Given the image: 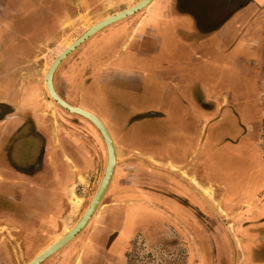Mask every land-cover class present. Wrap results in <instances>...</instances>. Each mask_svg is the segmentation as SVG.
<instances>
[{
    "label": "crops",
    "instance_id": "1",
    "mask_svg": "<svg viewBox=\"0 0 264 264\" xmlns=\"http://www.w3.org/2000/svg\"><path fill=\"white\" fill-rule=\"evenodd\" d=\"M156 2L161 4V8L155 12L157 18L153 23L146 10ZM148 7L134 22L122 25L111 35H107L106 39L112 41V44L121 37L125 38V42L118 52L101 54V72L97 87H87L85 75H82L79 68L72 69V72L80 71V75L77 73L78 77H70L69 72L65 74L70 78H65V85L69 89L71 87L74 94L81 95L82 101L87 98L97 109L102 101L126 112L123 120L121 117L111 120L117 132L114 145L117 162L133 163L128 172L118 175L127 181L123 180V184L114 185L113 193L104 197L107 198L105 205L91 219L90 232L86 235L74 263L142 264L141 259L146 257L150 262L153 261L155 256L151 250L138 253L136 241L142 242L138 235L130 241V245L135 241L134 249L123 254L121 248L120 251L113 249L112 252L116 238L124 229L128 207L149 205L152 208L154 206V210L164 211L170 206L178 211L181 207L184 211L187 210L189 220H193L190 242L197 246V236L203 238L204 252L210 258L213 256V264H217L219 256L226 259L222 264H231L232 249L227 241L228 214L223 211L225 191L223 196L217 198L212 189L201 187L195 177L187 176L186 171H178L171 165L164 166L157 158L146 156L138 143L140 141L141 144L161 150L168 147L169 150L176 143L183 145L191 142L193 131L187 126L189 121H196L199 113L196 105L201 104L205 110L211 109L201 103V85L196 81H199L200 70L203 74L208 68L214 70L213 65L218 59L210 60L205 65L200 63L224 51L225 55L219 60L228 59L227 52L237 42L251 51L262 52V67L257 74L260 79L257 98L261 113L263 112L264 0H154ZM37 25L35 22L28 34L38 33L40 28ZM163 45H166L167 54L163 53ZM27 46L28 40L25 36V39L11 46L8 51L24 50ZM1 48L7 49L8 46ZM14 60L20 62L15 58ZM238 61L243 64L244 59L240 57ZM111 63L114 65L110 66ZM4 66V72L8 71L4 79L15 80L10 82V94L0 97V197L3 199L0 202V226L4 227L3 230L6 229V234L16 236L26 243V249L36 251L34 256L70 230L60 234L57 229L64 224L68 198L78 184L82 186L93 175L95 165L104 156L105 148L99 134L90 124L87 123L99 140L90 134L82 121L59 124L57 111H53L51 107H48L49 111L43 109L47 107V103L42 100V94H47L43 83L40 84L35 77L30 78L26 71L20 74L11 71L8 61ZM102 77L113 89L110 96L103 94L105 84L101 82ZM56 78L57 74L54 80L55 89L66 101L65 92L60 91ZM18 80L22 84L19 90L13 88ZM84 90L87 95L83 94ZM208 90L212 92L210 87ZM208 90L204 89L205 95ZM147 98L149 103L143 100ZM89 111L96 114L107 129H110L108 131L113 138L112 129L102 119L101 113ZM143 121L150 124L141 125ZM158 122L157 132H149L148 126H154ZM255 141L260 148L261 140L256 138ZM226 142L223 149L214 153L215 159L217 152L228 151V141ZM259 158L264 160L262 148L259 149ZM135 164L140 166L139 170V166ZM115 176L116 168L113 179ZM172 178L192 186L193 191L196 190L209 203L207 209L214 211L209 224L215 226L210 233H202L199 217L188 211L194 207L169 193ZM150 194L154 196L153 203L147 205L140 197L145 196L147 199ZM74 197L76 195L73 199ZM220 225L227 229L217 232ZM165 226L170 227L168 224L159 225ZM172 236L173 239L162 240L158 248L161 258L173 261V255H169L173 252L176 253L173 258L177 257L179 264H188L189 244L177 232ZM169 243H174L175 246L170 247ZM211 245L213 254L210 251ZM64 254L66 257L70 253L65 251ZM209 264H212L211 261Z\"/></svg>",
    "mask_w": 264,
    "mask_h": 264
},
{
    "label": "rangeland",
    "instance_id": "2",
    "mask_svg": "<svg viewBox=\"0 0 264 264\" xmlns=\"http://www.w3.org/2000/svg\"><path fill=\"white\" fill-rule=\"evenodd\" d=\"M138 1L0 0V97L10 94L8 92L10 82L15 80L4 79L8 72H4V69H6L4 65L7 61L8 63L10 62L11 71L13 70L16 74L26 71L25 73H28L31 76L30 78L35 77L42 84L44 72L49 65L87 27L107 16L133 6ZM160 8L161 4L156 2L146 10L150 15L149 20L153 23L157 18L155 12L160 10ZM140 13L110 27L105 32H101V34L87 41L65 60L56 73L59 89L62 93L65 92L66 102L70 105L73 103L74 105L72 106L81 107L87 111L94 110L95 113L99 111L102 119L112 129L114 142L117 132L111 120L114 117L115 119L121 117V120H123L122 117L126 115V112L119 107L102 101L99 102L100 106L98 109L87 98L82 101L81 95H77L78 93L74 94L73 89L71 90V87L69 89L68 85H65V78H69L65 74L69 72L70 77L74 78L77 73L78 75L82 73L83 76L85 75L84 81L87 87H97L96 83H98L101 72V54L103 52H118L125 42V38L121 37L119 41L112 44V41L106 39L107 35H111L114 30L122 25H127L143 14L142 11ZM35 22H37L40 30L36 34H28ZM25 36L28 40L26 49L8 51L11 46L25 39ZM29 36L30 38H28ZM5 46H8V48H1H5ZM165 46L163 45L162 49L164 50L163 53L167 54ZM12 52L13 54L11 55ZM225 53V51L217 53L212 59H207L200 63V65H205L210 60L218 59L213 65L215 71L208 68L207 72L203 74L200 70L199 81H196V83L200 82L198 84L201 85V103L211 109L205 110L201 104L196 105L199 113L196 117L194 129H190L194 132L191 142H185L183 145L176 143L175 146H170L169 150L168 147L163 150L154 149L155 147L141 144L140 141L138 145L146 156L157 158L160 164L174 166L178 171H186L187 176L195 177L201 187L212 189L217 198L223 196L225 191L223 211L228 214L227 241L232 249L231 264H264V224L262 222L264 221V160L259 158V149L262 148L264 151V109L261 113L257 98L260 85V79L257 74L260 73V68L262 67V52L251 51L245 45L243 46L237 42L231 47L230 52H227L228 59L219 60ZM240 57L244 59L243 64L238 61ZM14 58L20 62H15ZM29 61L31 64L27 65L26 63H29ZM113 65L114 63L110 64V66ZM78 68L82 71L81 73L76 70L72 72V69ZM101 82L105 84L103 94L105 96L112 95L113 89L108 86L109 82L104 80L103 77ZM21 86L22 84L18 80L13 85V88L19 90ZM209 87L212 92H209ZM204 89L208 90L206 95ZM83 94L87 95L85 90ZM91 99L93 98L91 97ZM42 100L47 103V107H43L44 110L49 111L48 107H51L53 111H57L59 124H70V121H82L90 134H93L95 139L99 140L93 128L85 120L74 117L58 108L45 93L42 94ZM143 100L149 103L148 98ZM144 124H150V122L143 121L141 125ZM157 124L159 122L154 124V126H152L153 124L149 125L148 131L157 132L159 129ZM145 136L149 135L145 134ZM256 138L261 140L260 148L256 145ZM152 141L157 142V140ZM226 141H228V151L217 152V159H215L214 153L218 149H223L226 146ZM219 157L221 158L219 159ZM105 161L106 153L104 149V156L95 165L93 175L86 179L87 181L83 180L86 183L81 181L83 183L82 186L78 184L73 189L72 195L68 198V209H66L67 213L64 215L66 216L64 217V224L57 227L60 234H64L66 230L70 229L87 208L100 182ZM130 165H133V163H117L116 176L107 196L104 197H108L113 193V187L116 183L123 184V180L127 181L126 178L122 179L118 175L128 172ZM135 165L139 166L138 164ZM137 169L139 170L140 166ZM162 169L164 170V168ZM152 170L155 169L152 168ZM169 186L171 189L169 191L170 194L187 201L189 205L186 204L188 206L194 207V210L188 209V211L199 217L202 222L201 232L210 233L211 228L214 229L215 226L214 224H209V221L213 218L212 215H214L213 210L207 209L209 203L196 190L194 192L192 186L180 180L172 178ZM74 195L76 197L73 199ZM153 197L150 194L147 195V199H145V196L140 198H143V201L148 205L151 204L150 202L153 203ZM77 199L78 202H76ZM106 199L102 200L97 210L105 205ZM179 210L173 206H170L169 209L165 208L164 211L154 210V206L152 208L149 205H144L143 207L140 205L129 206L124 229L116 238L112 252L113 249L120 251L121 248V253L123 254L129 249H134V245L137 243L136 249L139 254L142 253V250H151L150 252H153L155 256L151 262L147 260V257L146 259H141L140 262L142 264H179L176 261L177 257L173 258L176 253H169V255H173V261H171L169 258L162 259L158 249L162 240L173 239L172 235L177 232L184 239V242L189 244L188 264H209L210 261L213 264V256L210 258L209 254L204 252L203 238L197 236V246L190 242V233L193 232V225L191 224L193 220H191L192 222L189 220L186 214L187 210L184 211L182 207ZM194 222L196 223L195 219ZM161 224H168L170 227H159ZM89 225L90 223L66 248L44 264H75L76 255L79 254L86 235L90 232L91 227ZM226 229L227 227L220 225L219 228L217 227V232H223ZM137 235L138 239H142V242L137 240L136 243L134 241L130 245V241ZM2 244H0V247ZM169 244H171L169 245L170 247L175 246L174 243ZM26 247V243H24L23 249L15 252L16 249L13 245L10 248L13 251L12 255L0 257V264H27L32 260L31 258L36 251H30ZM65 251L70 253L66 257ZM210 251L213 254L212 245ZM225 260V257L221 256L220 258L219 256L217 264H222Z\"/></svg>",
    "mask_w": 264,
    "mask_h": 264
},
{
    "label": "water",
    "instance_id": "3",
    "mask_svg": "<svg viewBox=\"0 0 264 264\" xmlns=\"http://www.w3.org/2000/svg\"><path fill=\"white\" fill-rule=\"evenodd\" d=\"M154 0H139L133 6L107 16L86 28L78 37H76L65 49L53 60L43 75V86L50 100L60 109L68 114L85 120L99 134L106 153L104 170L98 184V187L77 222L65 233L58 241L52 243L46 249L42 250L27 264H44L47 260L66 248L76 237L88 226L95 215L100 203L102 202L114 176L117 166L116 149L114 141L104 123L94 114L80 107L68 104L55 89V75L61 65L74 52L81 48L87 41L106 31L110 27L119 24L147 8Z\"/></svg>",
    "mask_w": 264,
    "mask_h": 264
},
{
    "label": "flooded vegetation",
    "instance_id": "4",
    "mask_svg": "<svg viewBox=\"0 0 264 264\" xmlns=\"http://www.w3.org/2000/svg\"><path fill=\"white\" fill-rule=\"evenodd\" d=\"M188 124H189V126H187V127L194 129V127H195L194 121H191V122L189 121ZM108 130H110V129L108 128ZM191 136L192 137L194 136V132H193V135L191 134ZM116 168H117V166H116ZM1 200H3V199L0 197V202H1ZM3 228H4L3 226H0V235H1L0 236V244L3 243L0 247V257H5V256L9 257L10 255H12V252H13L12 249H10V248L13 247V245H14V247L16 249L15 252L18 251L19 249H23L24 242L20 241L16 236L6 234V231H5L6 229L3 230ZM37 254H38V252L31 259H33Z\"/></svg>",
    "mask_w": 264,
    "mask_h": 264
},
{
    "label": "bare ground",
    "instance_id": "5",
    "mask_svg": "<svg viewBox=\"0 0 264 264\" xmlns=\"http://www.w3.org/2000/svg\"><path fill=\"white\" fill-rule=\"evenodd\" d=\"M91 25H92V24H91ZM58 240H59V237H57L55 240H53L49 245H51L52 243H54V242H56V241H58ZM49 245H47L46 247H48ZM46 247H45L44 249H46ZM44 249H43V250H44ZM40 252H41V251H40ZM40 252H39V253H40ZM39 253H38V254H39ZM38 254H37V255H38Z\"/></svg>",
    "mask_w": 264,
    "mask_h": 264
}]
</instances>
